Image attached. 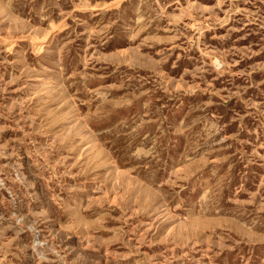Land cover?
<instances>
[{
    "label": "rangeland",
    "instance_id": "374dc122",
    "mask_svg": "<svg viewBox=\"0 0 264 264\" xmlns=\"http://www.w3.org/2000/svg\"><path fill=\"white\" fill-rule=\"evenodd\" d=\"M0 264H264V0H0Z\"/></svg>",
    "mask_w": 264,
    "mask_h": 264
},
{
    "label": "bare ground",
    "instance_id": "6f19581e",
    "mask_svg": "<svg viewBox=\"0 0 264 264\" xmlns=\"http://www.w3.org/2000/svg\"><path fill=\"white\" fill-rule=\"evenodd\" d=\"M38 39V38H37Z\"/></svg>",
    "mask_w": 264,
    "mask_h": 264
}]
</instances>
